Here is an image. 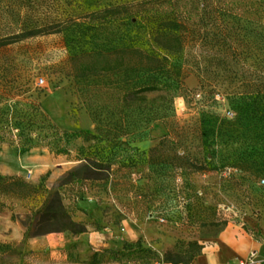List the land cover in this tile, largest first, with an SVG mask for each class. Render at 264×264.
<instances>
[{
	"label": "rangeland",
	"instance_id": "374dc122",
	"mask_svg": "<svg viewBox=\"0 0 264 264\" xmlns=\"http://www.w3.org/2000/svg\"><path fill=\"white\" fill-rule=\"evenodd\" d=\"M94 1L85 0V4L92 3L94 7ZM99 1L105 4L115 0ZM87 41L91 46L101 39L87 37ZM30 53L37 61L39 82L47 88L45 109L65 129L89 128L97 133L98 143L91 137L82 148L83 153L105 159L110 156L113 173L107 178L65 182L79 163L76 154L84 143L82 136L72 139L70 154L43 147L29 151L11 145L0 147V175H20L31 182L27 186L8 179L7 192L0 186V207L11 208L15 217V211L30 207L31 213L25 219L27 233L60 230L68 223L62 203L57 200L58 190L71 214L76 208L75 200L92 195L104 202L107 216L114 218L115 223L135 216L164 225L176 243L160 257L182 264L193 250L191 240L205 244L230 221L264 215V106L235 105L232 96L221 93L216 95L214 104H206L194 73L187 78L193 90L176 91L173 106H168V97L161 94L151 95L138 106H123V90L132 77L115 73L75 77L67 63L69 52L61 34L30 38L0 50V57ZM204 125H214L218 130L208 139L201 138L199 128ZM170 127L183 128L184 141L178 145L186 144L193 155L211 166L207 172L192 174L189 183L183 182L175 168L159 161L164 153L154 163L149 156L148 150L159 143ZM116 135H122L128 143L115 144ZM44 162L48 168L39 173ZM85 171L78 173L84 175ZM40 201V207L33 208ZM184 220L194 221L188 225L182 224ZM36 257L25 248V239L14 243L0 241V264H28ZM116 258L130 263L148 260L131 254Z\"/></svg>",
	"mask_w": 264,
	"mask_h": 264
},
{
	"label": "trees",
	"instance_id": "16d2710c",
	"mask_svg": "<svg viewBox=\"0 0 264 264\" xmlns=\"http://www.w3.org/2000/svg\"><path fill=\"white\" fill-rule=\"evenodd\" d=\"M91 5L85 0H0V50L59 33L75 77L107 73L132 77L123 90V106H138L154 94L168 97L167 105L173 106L176 91L193 90L187 84L192 73L199 78L206 104H214L221 93L232 96L235 105L264 106V0H115L105 4L96 0L95 6ZM87 37L101 41L90 46ZM36 67L31 53L0 57V147L11 145L21 151L43 147L70 154V142L82 136L84 143L76 154L79 163L65 182L110 177V156L105 159L83 153L86 142L92 137L97 144L99 135L89 128L65 129L45 109L47 88L39 82ZM217 130L214 125H204L199 134L208 139ZM184 132L183 128L170 127L148 153L153 163L164 153L159 161L175 168L183 182L189 183L192 174L207 172L211 166L193 155L186 144L178 145ZM122 137L116 135L115 144H127L128 139ZM81 170H86L84 175L78 173ZM8 179L31 186L20 175H0L5 192ZM63 199L58 190L57 200L69 220L62 229L83 230L85 226L66 210ZM32 234L26 233L25 239ZM189 245L193 250L182 264L191 263L205 244L191 240ZM102 253L161 259L155 249L141 243Z\"/></svg>",
	"mask_w": 264,
	"mask_h": 264
},
{
	"label": "crops",
	"instance_id": "0c3cea01",
	"mask_svg": "<svg viewBox=\"0 0 264 264\" xmlns=\"http://www.w3.org/2000/svg\"><path fill=\"white\" fill-rule=\"evenodd\" d=\"M48 165L41 163L39 173ZM42 203L40 201L33 208ZM74 205L73 217L85 226L83 230H51L28 235L26 239L28 226L25 219L31 213L30 207L15 211L16 217L11 208L0 209V241L14 243L25 239L27 251L37 255L28 264H175L163 259L123 262L110 253H102L106 249L123 250L126 245L136 247L141 243L164 254L176 239L161 223L135 216H127L115 223L114 218L107 216L104 202L92 195L80 197ZM253 250H257L259 264H264V215H248L242 220L230 221L205 243L202 252L189 264H239L241 258Z\"/></svg>",
	"mask_w": 264,
	"mask_h": 264
},
{
	"label": "built area",
	"instance_id": "2783aa9c",
	"mask_svg": "<svg viewBox=\"0 0 264 264\" xmlns=\"http://www.w3.org/2000/svg\"><path fill=\"white\" fill-rule=\"evenodd\" d=\"M260 261L257 258V250H253L247 257H243L240 260L239 264H259ZM227 264H234L232 262H228Z\"/></svg>",
	"mask_w": 264,
	"mask_h": 264
}]
</instances>
